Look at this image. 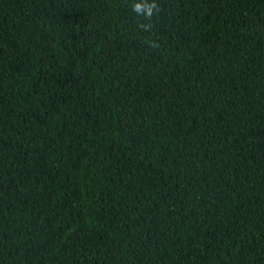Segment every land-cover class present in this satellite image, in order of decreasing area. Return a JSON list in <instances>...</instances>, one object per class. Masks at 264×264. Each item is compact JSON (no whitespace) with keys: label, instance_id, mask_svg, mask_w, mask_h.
<instances>
[{"label":"trees","instance_id":"trees-1","mask_svg":"<svg viewBox=\"0 0 264 264\" xmlns=\"http://www.w3.org/2000/svg\"><path fill=\"white\" fill-rule=\"evenodd\" d=\"M131 3L0 0V264H264V0Z\"/></svg>","mask_w":264,"mask_h":264},{"label":"clouds","instance_id":"clouds-1","mask_svg":"<svg viewBox=\"0 0 264 264\" xmlns=\"http://www.w3.org/2000/svg\"><path fill=\"white\" fill-rule=\"evenodd\" d=\"M131 11L142 18L147 23H140L138 26L144 31H151L153 25L151 21L160 11V6L157 0H132ZM152 48H157L158 44L155 41L150 42Z\"/></svg>","mask_w":264,"mask_h":264}]
</instances>
